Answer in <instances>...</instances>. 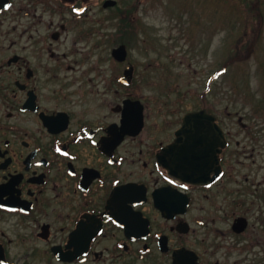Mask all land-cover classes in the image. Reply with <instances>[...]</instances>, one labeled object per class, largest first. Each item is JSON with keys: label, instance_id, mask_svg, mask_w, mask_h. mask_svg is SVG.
<instances>
[{"label": "flooded vegetation", "instance_id": "obj_1", "mask_svg": "<svg viewBox=\"0 0 264 264\" xmlns=\"http://www.w3.org/2000/svg\"><path fill=\"white\" fill-rule=\"evenodd\" d=\"M6 3L0 264H263L259 129L240 116L244 138L233 140L215 114L228 139L220 176L175 177L164 149L184 116L206 105L185 110L183 94L163 95L142 65L129 55L119 61L114 48L103 58L79 48L94 33L84 27L87 0ZM72 33L74 46L63 47ZM143 85L154 93L143 94ZM243 156L254 159L241 174Z\"/></svg>", "mask_w": 264, "mask_h": 264}, {"label": "rangeland", "instance_id": "obj_2", "mask_svg": "<svg viewBox=\"0 0 264 264\" xmlns=\"http://www.w3.org/2000/svg\"><path fill=\"white\" fill-rule=\"evenodd\" d=\"M104 1L87 0L84 27L94 33L77 46L94 48L103 58L124 43L131 62L147 70L143 75L157 90L173 92L176 100L183 94L185 110L206 105L221 116L233 140L244 138L238 121L244 116L261 133L256 158L264 167V0H117L113 8ZM128 7L133 26L121 35L117 14ZM73 38L74 33L63 47H73ZM142 92L154 93L145 85ZM253 159L242 157L241 174Z\"/></svg>", "mask_w": 264, "mask_h": 264}, {"label": "water", "instance_id": "obj_3", "mask_svg": "<svg viewBox=\"0 0 264 264\" xmlns=\"http://www.w3.org/2000/svg\"><path fill=\"white\" fill-rule=\"evenodd\" d=\"M5 2V7H9L10 0ZM116 4V0H107L104 6ZM127 54L125 44L113 50V55L120 61H124ZM133 70L130 68L128 72ZM227 144L225 132L217 123L215 115L206 110L189 112L183 118L176 139L164 149L168 162L165 165L175 177L192 183H203L209 180L214 172V178H218L222 172L220 154ZM240 221L242 224V220Z\"/></svg>", "mask_w": 264, "mask_h": 264}, {"label": "trees", "instance_id": "obj_4", "mask_svg": "<svg viewBox=\"0 0 264 264\" xmlns=\"http://www.w3.org/2000/svg\"><path fill=\"white\" fill-rule=\"evenodd\" d=\"M133 11V8H127L126 10L122 11V9H119V14L117 16L121 17V25H120V31H126V28H131L133 26L131 22V18L128 15V12ZM116 16H113L112 19H114ZM129 30V29H127ZM208 111H210L209 108H206ZM264 264V263H263Z\"/></svg>", "mask_w": 264, "mask_h": 264}, {"label": "snow or ice", "instance_id": "obj_5", "mask_svg": "<svg viewBox=\"0 0 264 264\" xmlns=\"http://www.w3.org/2000/svg\"><path fill=\"white\" fill-rule=\"evenodd\" d=\"M93 143H96V142H95V141H93ZM64 154H65V155H67V153H64ZM117 183H119V181H117ZM172 183H173V184H175V183H176V181H174V180H173V181H172ZM182 187H184V188H187V187H188V185H187V184H183V185H182Z\"/></svg>", "mask_w": 264, "mask_h": 264}]
</instances>
